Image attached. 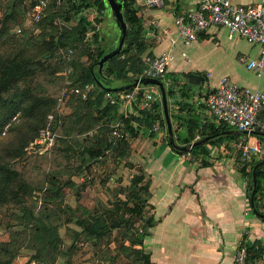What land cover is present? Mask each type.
Listing matches in <instances>:
<instances>
[{
	"label": "trees",
	"instance_id": "1",
	"mask_svg": "<svg viewBox=\"0 0 264 264\" xmlns=\"http://www.w3.org/2000/svg\"><path fill=\"white\" fill-rule=\"evenodd\" d=\"M10 1L9 12L1 23L0 40L8 36L6 26L18 18L17 10L25 0ZM38 1L28 0L25 15ZM120 1L123 4L124 17L128 27L127 40L120 55L106 63L101 74L99 72L100 60L115 48L109 50L110 45L112 46V40H107L105 47L101 46L103 38L100 31L94 33L93 43L85 42L84 36L87 30H90L91 23L88 21L87 15H83V12L90 9L96 10L98 13L96 21L97 23L102 22L108 10L104 0H69V7L62 8L64 14L61 16L67 21L77 17L78 24L76 27L70 31L66 30L58 41L51 43L43 41L35 46L33 56H29L23 51L0 55V140L14 131H20L24 139L16 152L13 151L12 144L6 147L7 154L5 152L3 157H0V208L9 205L18 207L21 210V215H17L18 220L36 222L35 232L37 234L42 232V235H38V237L46 240L49 246L58 248L56 233L44 223L41 217H38L34 209L27 205L28 198L33 197L36 190L32 184L26 181L23 173L12 166L10 160L14 157H21L27 147L26 145L37 138L41 129H46L48 126V124L46 125L47 118L56 105L55 99L46 94L42 95L41 87H30L31 79L47 70L43 58L47 56L46 59H48V57L55 56L60 48L78 50L77 59L71 63L76 69V78L72 88H80L84 92V89H87L89 85H94V89L88 92L87 98H83L82 95H71L70 101H73V104L70 103L72 109L70 116L73 118L74 127H64L68 117H63L61 121L57 117L56 121L52 122L51 127L54 133H58L59 129L65 133L64 136L66 137H60L61 143L64 144L60 151L67 156L70 153L74 154L80 160V164L75 168L72 177L71 175L67 178L52 177L47 189L49 193L48 202L54 201L53 199H60V197L62 199L64 195L61 193L65 189L79 187L75 184L74 176H80L86 172L90 182L82 183L81 190L83 191L92 188L98 181L97 179L102 177L101 181L106 186L99 181L97 185L104 186L110 197L105 202L100 199L97 208L92 211L84 210L83 215L76 218L72 208L61 201V209L74 213L72 220L75 219L77 226L81 229L79 233L75 234V239L83 237V240L91 242L95 246L104 245L107 248L111 244H115V250L127 260L125 264H155L151 254L144 247L145 238L155 223L152 218H146L147 210L150 207V179L142 167L137 168L130 161V158L132 156L131 144L143 134L144 129L142 127L151 130L156 123L160 122L163 130L166 131L162 105L160 101L154 102L148 110L139 111L138 117L125 118L120 114L119 96H116L117 104L111 105L106 98L107 93L97 86L95 80V76H99L107 82H125L143 78L147 68L146 58H155L152 53L148 54L153 43L147 37L148 27L141 12L142 7L137 5L136 0ZM64 3L65 0H53L49 7L50 11L53 12L48 13L49 15L45 13L41 24L46 22L52 26V17L57 15L56 9L59 6L62 7ZM21 15L23 17V13ZM10 43L13 46H19V42L14 37L10 38ZM84 58L86 61H83ZM188 75L190 74L167 73L163 78L168 84L171 118L172 122L175 121L177 124L175 134L179 146L191 145L199 139L217 136L231 130L225 124L211 125L210 127L206 125L200 129L199 124L194 120L182 117L183 112H191L193 109L189 103V100L194 96L193 85L189 83ZM182 81L184 82L182 83ZM23 85L25 87H22ZM200 95L208 96V93L206 91L200 92ZM174 107L179 108L178 113ZM24 112L28 120L23 123L25 127H21L22 124L17 123ZM115 120L121 121V126L117 129V136L114 135L115 128L112 126ZM134 124L139 125L135 127ZM82 136L85 137L83 139L84 144L76 140L77 137ZM258 139L263 147L261 158L252 157L249 161H243L239 154V170L249 180V197H251L254 187L253 172L256 166L264 161V138ZM226 140L231 143L238 142L241 138L238 136L218 138L208 144L198 146L189 154L173 151L180 155H189L195 159L202 158L204 160L210 154L209 146L221 145ZM166 142L171 147L168 136H166ZM230 147L232 149V146ZM107 161L114 165H120V167L124 166L126 170L134 171L137 168L138 173L131 176L128 186L119 187L118 190L115 189L121 186L123 182L120 178L115 179L114 174L107 173L105 169L102 170L100 178L93 180L94 176H88L95 165H101ZM207 164L206 161L202 163L203 166H207ZM256 181L257 194L254 210L263 215L261 220L264 223V167L256 169ZM113 185L115 186L114 189L112 188ZM75 198L76 201H81V196ZM115 231L117 234L114 236L113 232ZM2 250L4 253L10 252L7 244L3 245ZM247 250L250 263L256 264L264 256V246H258V249L248 248ZM10 255L12 256L11 259L16 257L15 253H10ZM116 256L119 255H115L114 260H116ZM35 258L38 259L39 257ZM3 264H10V261Z\"/></svg>",
	"mask_w": 264,
	"mask_h": 264
},
{
	"label": "crops",
	"instance_id": "2",
	"mask_svg": "<svg viewBox=\"0 0 264 264\" xmlns=\"http://www.w3.org/2000/svg\"><path fill=\"white\" fill-rule=\"evenodd\" d=\"M231 1L235 5H248L260 0ZM137 2L143 11L145 6ZM196 5L197 0H164L163 7L144 12V20L147 26L158 19L164 27L175 29V17L194 10ZM149 35L153 47L148 54L157 57L170 49L168 40L159 43ZM182 50L187 52V58H182ZM173 54L175 60L168 73L204 77L203 86L208 94L218 87L223 77L240 86L264 91V72L258 77L247 67L260 58V47L239 36L231 38L225 28L212 27L188 48L177 46ZM216 69L221 74H216ZM192 90L194 96L189 103L193 109L183 112L182 117L194 120L200 129L206 125L219 126L211 119L206 104L201 103L207 97L200 95L203 90ZM174 108L178 113L179 108ZM139 111L142 110L136 109L130 117H138ZM173 126L176 129L175 121ZM142 128L143 134L131 144L130 161L137 168L142 167L150 179V207L146 218H152L155 223L145 238L144 247L155 264H235L241 245L247 249L264 246L263 217L255 212L248 195L249 180L239 170L242 153L237 147L240 142L258 147L260 152H253L250 159L261 158L263 147L257 137L237 135L241 138L238 142L226 140L221 145L209 146L210 154L203 160L174 152L167 145L163 126L153 132ZM203 161L207 166L202 165ZM136 169L134 173H138Z\"/></svg>",
	"mask_w": 264,
	"mask_h": 264
},
{
	"label": "rangeland",
	"instance_id": "3",
	"mask_svg": "<svg viewBox=\"0 0 264 264\" xmlns=\"http://www.w3.org/2000/svg\"><path fill=\"white\" fill-rule=\"evenodd\" d=\"M10 2V0H0V31L2 29L1 23L5 15L9 12ZM68 2L69 0H65L63 6H59L56 9L57 15L52 17L51 26L46 22L41 24L43 20L39 23L27 20L24 12L28 0H25L17 10L18 18L9 22L6 26L8 36L0 40V55L3 53L9 54L23 51L25 54L33 56L35 54V46L43 41L48 43L58 41L59 37L66 30L70 31L76 27L78 24L77 17H73L71 21H67L61 16L64 14L62 8L69 7ZM49 7L45 11L46 14L53 12L50 11ZM22 13L23 17L21 15ZM84 14L87 15L88 21L91 23L90 30H87L84 36L85 42L89 44L93 43L94 33L100 31L103 38L101 46L105 47L107 44L106 41L112 40V46L110 45L109 50L116 48L119 43L120 30L113 17L105 16L102 22L97 23L98 13L96 10L90 9L89 11H84ZM147 27V37L149 38L151 36H148V34H151V31L149 26ZM19 30L22 32L19 33ZM12 37L19 42V46H13L10 43V38ZM3 40L5 41L2 43ZM78 54V50L60 48L55 56L48 57V59H46L47 56L43 58L47 70L31 79V88L41 87L44 91V93L42 91V95L46 94L56 100L55 108L49 114L46 123V125H50L51 131V124L56 121L57 117L60 121L63 117H68L64 127H74L73 118L70 116L72 113L70 103L73 104V101L70 100L74 90L72 85L76 78V69H74L71 63L77 59ZM83 61H86V58ZM216 70V74H221L218 69ZM22 87L25 86L23 85ZM88 87L90 90L94 89V85H89ZM193 88H200L205 92L203 85H193ZM84 91L86 92L88 90L85 88ZM145 91L152 93L153 89H145ZM50 116H53V121H50ZM27 120L28 117L24 112L23 116H20L17 124H22L21 127H25L23 123ZM118 121H113L112 126L114 127ZM158 123L151 130L156 131L159 129L160 131L162 125H160V122ZM232 130L236 131L237 129ZM149 131L150 129H147V132ZM40 132L33 142L26 145L27 147L21 157H14L10 161L12 166L22 172L26 181L32 184L36 190L34 196L28 198L27 205L31 209H34L38 217H41L44 223L56 233L58 248L49 246L46 240L38 237V235H42V232L40 234L35 232L36 222L18 220L17 215H21V210L18 207L12 205L4 206L0 208V264L7 261H10V264H30L33 261L39 264H125L127 260L123 255L120 256L118 254L115 250V244H111L107 248L104 245L95 246L91 242L83 240V237L77 240L75 239V234L79 233L81 229L77 226L76 220H72L74 213L76 218L80 217V215H83L84 210L92 211L97 208L100 199L105 202L110 197L108 190L104 186L97 185L98 181L103 183L101 181L103 179L102 177L101 179H97L98 181L95 183L96 185L94 184L95 186L93 185L94 187L92 186V188L83 191L81 190L82 183L86 184L90 182L85 174L86 172L80 176H74L75 184L79 187L65 189L61 193L64 195L62 199L60 197V199H53L54 201L50 200L51 202H48L49 193L47 189L50 186L52 177L67 178L69 175L72 177L75 173V168L80 164V160L72 153L67 156L60 151L62 149L61 147L64 146L60 141V137H66L62 130L59 129L58 133L52 131L55 134V139L53 145L49 147H40L36 144ZM157 137L155 136V138ZM3 138L0 140V157H3L6 152V147L13 144V151L16 152L24 142L20 131H14L9 136ZM84 138V136L77 137L76 140L84 144ZM6 158L9 159L8 157ZM103 169L107 173H113L115 179L120 178L123 182L115 190H118L119 187L128 186L131 181V176L135 174L131 169L126 170L124 166L120 167V165H114L112 162L107 161L104 164L95 165L88 176H94L93 180L100 178ZM114 187L113 185L112 188L114 189ZM76 196H81L80 202L76 201ZM61 201L65 205L70 206L74 213L72 214L70 211L62 210ZM116 234L117 231L113 232L114 236ZM5 244H7L9 253H4L2 250ZM10 253H15L16 257L11 259L12 256ZM115 255H119L116 256V260L113 259ZM35 257L39 258L36 259Z\"/></svg>",
	"mask_w": 264,
	"mask_h": 264
},
{
	"label": "built area",
	"instance_id": "4",
	"mask_svg": "<svg viewBox=\"0 0 264 264\" xmlns=\"http://www.w3.org/2000/svg\"><path fill=\"white\" fill-rule=\"evenodd\" d=\"M53 0H39L36 5L26 14V19L39 23L45 11ZM138 1V0H136ZM145 6L142 13L154 8L164 6V0H139ZM175 29L164 27L160 20L150 22L151 34L157 42L168 40L170 49L161 55L151 59L146 58L147 68L143 78L163 79L168 73L170 65L175 60L173 50L181 45L188 48L197 38L212 27H222L228 30L229 36H239L250 44L260 47L261 56L257 61L247 64L248 69L258 77L264 72V0L248 5H235L231 0H197L196 8L186 14L175 17ZM22 31L19 30V33ZM182 58H187V52L182 50ZM153 92L145 89H135L120 94L107 93L106 98L111 105L118 102L119 96L120 114L125 118L136 113V109L148 110L154 102L160 101V95L154 88ZM89 91V87H87ZM88 91L79 88L73 90V94L87 98ZM206 104L211 119L216 124H225L230 128L245 132H260L264 134V91L254 90L240 86L228 77L220 79L218 87L211 91L201 103ZM53 121V116H50ZM121 121L115 123L114 135ZM55 134L50 125L40 133L36 144L40 147H49L54 143ZM260 142V141H259ZM242 153V160L248 161L253 152H260V148L251 147L242 142L237 144ZM246 246H240L237 251L235 264H253L248 260ZM30 264H39L36 261ZM256 264H264V256Z\"/></svg>",
	"mask_w": 264,
	"mask_h": 264
},
{
	"label": "water",
	"instance_id": "5",
	"mask_svg": "<svg viewBox=\"0 0 264 264\" xmlns=\"http://www.w3.org/2000/svg\"><path fill=\"white\" fill-rule=\"evenodd\" d=\"M107 6V14L106 16H112L116 21V24L120 30V38L117 47L106 54L99 62V72L102 73V69L106 63L113 60L117 56L120 55L123 47L125 46L127 35H128V27L125 21L124 12H123V4L120 0H104ZM109 12V13H108ZM97 86L106 93L112 94H120L127 91L139 89H150L154 88L158 91L160 95V102L162 105V113L165 121L166 134L169 139L170 146L172 150L176 152H181L185 154H189L193 149L198 146L205 145L212 140L218 138H224L227 136H240V135H249L257 138H264V134L260 132H245V131H226L217 136L207 137L192 143L187 146H179L177 144L175 129L173 126L172 118H171V109H170V98L168 93V84L164 79H152V78H139L130 81H112L107 82L101 79L99 76H95ZM188 81L191 85L198 86L205 84V78L200 75L190 74L188 75ZM259 167H264V161L256 166V169ZM256 169L253 172V192L251 196L252 205L254 206L255 197L257 194V181H256ZM258 214V213H257ZM259 217H263V215L258 214Z\"/></svg>",
	"mask_w": 264,
	"mask_h": 264
}]
</instances>
